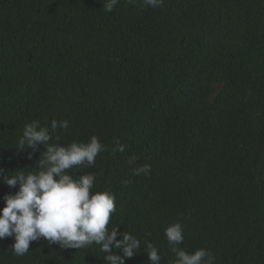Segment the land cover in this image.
<instances>
[{
    "label": "trees",
    "instance_id": "1",
    "mask_svg": "<svg viewBox=\"0 0 264 264\" xmlns=\"http://www.w3.org/2000/svg\"><path fill=\"white\" fill-rule=\"evenodd\" d=\"M105 2L0 0V168L37 171L46 149H16L24 126L68 120L49 143L94 135L105 146L69 174L94 172L90 191L115 195L109 228L140 240L125 264H151L146 242L173 264L174 222L178 247L206 248L213 264H264V0H119L111 12ZM144 164L149 174L135 175ZM18 188L0 183V208ZM13 243L0 239V264L106 255L41 238L17 256Z\"/></svg>",
    "mask_w": 264,
    "mask_h": 264
},
{
    "label": "clouds",
    "instance_id": "2",
    "mask_svg": "<svg viewBox=\"0 0 264 264\" xmlns=\"http://www.w3.org/2000/svg\"><path fill=\"white\" fill-rule=\"evenodd\" d=\"M133 3V0H128ZM119 0H106L102 5L107 12L113 11ZM146 6L157 8L163 0H144ZM68 120H53L49 127L32 121L24 126L23 134L17 141L16 149L35 150L43 145L46 151L37 163V171L14 175L0 168V183L9 187L19 186L14 194L3 197L4 207L0 208V239L14 237L12 251L23 256L29 251L30 242L41 238L60 248H88L96 244L106 255L104 264H125V258H133L140 249V240L130 233H118V226L109 228L111 215L116 210L115 195L108 191L92 193L96 182L94 172H86L74 179L69 170L74 166L91 168L105 146L96 136L87 143L73 141L68 145L49 143L52 132L67 130ZM117 151H123L117 141ZM30 158V155H29ZM42 161V162H41ZM151 165L144 164L134 169V174L148 175ZM127 183V181H125ZM167 242L175 254L173 264H213L209 250L198 248L188 252L179 248L183 242V227L179 222L165 229ZM120 235L121 238L117 239ZM147 257L151 264H160L162 256L150 242H146ZM113 249L119 250L122 255Z\"/></svg>",
    "mask_w": 264,
    "mask_h": 264
}]
</instances>
